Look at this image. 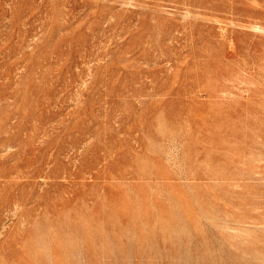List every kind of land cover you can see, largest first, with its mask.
Wrapping results in <instances>:
<instances>
[{
	"label": "rangeland",
	"instance_id": "374dc122",
	"mask_svg": "<svg viewBox=\"0 0 264 264\" xmlns=\"http://www.w3.org/2000/svg\"><path fill=\"white\" fill-rule=\"evenodd\" d=\"M263 175L264 0H0V264H264Z\"/></svg>",
	"mask_w": 264,
	"mask_h": 264
},
{
	"label": "bare ground",
	"instance_id": "6f19581e",
	"mask_svg": "<svg viewBox=\"0 0 264 264\" xmlns=\"http://www.w3.org/2000/svg\"><path fill=\"white\" fill-rule=\"evenodd\" d=\"M259 174L261 175V173H259ZM263 176H264V175H263ZM260 179H261V178H260ZM241 195H243V193H242ZM240 197H241V196H240ZM245 198H246V197H245ZM239 199H240V198H239ZM242 200H243V199H242ZM245 202H246V201H245ZM258 202H259V201H258ZM242 203H244V202H242ZM244 204H246V203H244ZM252 207H253V206H252ZM263 207H264V206H263ZM243 208H244V206H243ZM243 208H242V209H243ZM249 208H250V207H249ZM249 208H248V209H249ZM261 208H262V207H261ZM251 209H252V208H251ZM256 209H258V208H256ZM256 209H255V212H256ZM244 210H245V209H244ZM246 210H247V208H246ZM230 211H231V210H230ZM257 211H258V210H257ZM250 212H251V211H250ZM255 212H254L253 215H255ZM247 215H248V214H247ZM226 216H227V215H226ZM248 216H250V215H248ZM248 216H246V217H248ZM259 216H260V215H259ZM229 217H230V216H229ZM249 218H250V217H249ZM249 218H248V219H249ZM252 218H253V217H252ZM233 219H234V218H233ZM248 219H247V220H248ZM250 220H251V219H250ZM255 220H256V217H255ZM258 220H259V219L257 218L256 221H258ZM251 221H252V220H251ZM259 221H260V220H259ZM249 222H250V221H249ZM260 223H261V222H260ZM248 224H249V223H248ZM250 224H251V223H250ZM253 224H254V223H253ZM256 224H257V223H256ZM189 226H190V225H189ZM190 228H191V227H190ZM229 228H231V227H228V228H226V229H229ZM224 229H225V228H224ZM192 230H193V229H192ZM233 230L235 231V229H233ZM238 230H239V229H238ZM238 230H237V231H238ZM228 231H229V230H228ZM231 231H232V230H231ZM235 232H236V231H235ZM240 232H241V231H240ZM213 233H214V232H213ZM222 233H223V232H222ZM242 233H244V232H242ZM245 233H246V232H245ZM245 233H244V234H245ZM195 234H196V233H195ZM237 234H239V233H237ZM223 235H224V233H223ZM239 235H240V234H239ZM241 235H242V234H241ZM199 236H200V235H199ZM233 236H234V235H233ZM225 237H226V236H225ZM227 237H228V234H227ZM240 237H241V236H240ZM244 237H246V239H247L249 236H248V237H247V236H244ZM235 238H236V236H235ZM237 238H238V235H237ZM253 238H254V237H253ZM201 239H202V238H201ZM230 239H231V238H230ZM246 239H245V240H246ZM222 240H224V239L222 238ZM240 240H241V239H240ZM194 241H195V240H194ZM194 241H193V243H194ZM225 241H227V240L225 239ZM233 241H234V240H233ZM251 241H252V239H251ZM184 242H185V239H184ZM200 242H201V241H200ZM234 242H235V241H234ZM254 242H255V241H254ZM226 243H227V242H226ZM229 244H230V243H229ZM245 244H248V243H244V246H246ZM255 244H256V243H255ZM176 245H177V244H176ZM214 246H215V244H214ZM229 246H230V245H229ZM260 246H261V245H260ZM198 247L200 248V246H198ZM210 247H211V246H210ZM215 247H216V246H215ZM222 247H223V246H222ZM230 247H231V246H230ZM234 247H235V246H234ZM248 247H249V246H248ZM255 247H256V246H255ZM177 248H178V247H177ZM223 248H224V247H223ZM241 248H243V247H241ZM212 249H213V247H212ZM233 249L236 250L235 248H233ZM251 249H253V248H250V250H251ZM258 250H260V249H258ZM200 251H201V250H200ZM200 251H199V252H200ZM210 251H211V248H210ZM218 251H219V250H218ZM223 251H224V250H223ZM260 251H261V250H260ZM260 251H259V252H260ZM183 252H184V250H182V253H183ZM194 252H195V251H194ZM211 252H212V251H211ZM225 252H226V250H225ZM249 252H250V251H249ZM262 252H263V250H262ZM200 253H201V252H200ZM260 253H261V252H260ZM192 254H193V253H192ZM202 254H203V253H202ZM216 254H217V253H216ZM183 255H184V254H183ZM183 255H182V256H183ZM186 255H187V254H186ZM233 255H234V254H233ZM213 256H214V255H213ZM213 256H212V257H213ZM217 256H218V255H217ZM226 256H227V255H226ZM262 256L264 257V253H263ZM194 258H196V257H194ZM201 258H202V257H201ZM208 259L210 260V258H208ZM211 259H212V258H211ZM213 259H214V258H213ZM228 259H229V258H228ZM176 260H177V259H176ZM194 260H195V259H194ZM196 260H197V259H196ZM200 260H201V259H200ZM204 260H205V259H204ZM219 260H220V259H219ZM234 260H235V259H234ZM174 261H175V260H174ZM197 261H198V260H197ZM205 261H206V260H205ZM221 261H222V260H221ZM184 262H185V261H184ZM198 262H200V261H198ZM198 262H197V263H198ZM211 262H212V260H211ZM211 262H210V263H211ZM176 263H177V262H176ZM185 263H186V262H185ZM204 263H205V262H204ZM215 263H216V262H215ZM190 264H191V263H190ZM199 264H200V263H199ZM205 264H206V263H205ZM216 264H217V263H216ZM222 264H223V263H222ZM227 264H228V263H227Z\"/></svg>",
	"mask_w": 264,
	"mask_h": 264
}]
</instances>
